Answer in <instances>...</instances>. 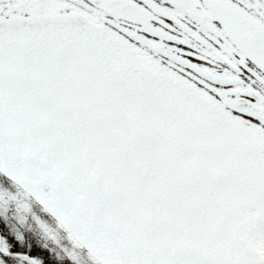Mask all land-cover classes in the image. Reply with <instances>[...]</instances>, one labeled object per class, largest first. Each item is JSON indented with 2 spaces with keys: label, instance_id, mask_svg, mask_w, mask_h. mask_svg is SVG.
I'll return each mask as SVG.
<instances>
[{
  "label": "snow or ice",
  "instance_id": "obj_1",
  "mask_svg": "<svg viewBox=\"0 0 264 264\" xmlns=\"http://www.w3.org/2000/svg\"><path fill=\"white\" fill-rule=\"evenodd\" d=\"M13 179L107 264H264V0H0ZM54 247L0 211V264Z\"/></svg>",
  "mask_w": 264,
  "mask_h": 264
},
{
  "label": "rangeland",
  "instance_id": "obj_2",
  "mask_svg": "<svg viewBox=\"0 0 264 264\" xmlns=\"http://www.w3.org/2000/svg\"><path fill=\"white\" fill-rule=\"evenodd\" d=\"M9 193V196L16 201L21 203L22 207L27 208L32 212V205L26 200H20V196L12 191ZM0 195L3 196L2 189L0 190ZM1 201V200H0ZM2 202V201H1ZM0 202V211L5 207L4 204ZM40 212V210L38 211ZM34 219L37 221V225L42 233V236L45 237V240L50 243H54L56 250H58L63 257L67 255L73 261V264H107V261L103 259L102 256L98 254V250L93 251L88 244L76 236L68 227L67 223L63 218L56 217V214L53 212L51 218H42V215L33 213ZM255 251L260 252L262 258H264V250L256 248L253 246ZM89 257L91 259H89Z\"/></svg>",
  "mask_w": 264,
  "mask_h": 264
},
{
  "label": "flooded vegetation",
  "instance_id": "obj_3",
  "mask_svg": "<svg viewBox=\"0 0 264 264\" xmlns=\"http://www.w3.org/2000/svg\"><path fill=\"white\" fill-rule=\"evenodd\" d=\"M12 185H14V187L5 186L3 183H0V190L2 189L3 191V196L0 195V200L2 202H0L1 204H4L6 206L13 207L14 215L16 216V218L20 220V222L27 230L32 232L31 224H34L36 227H41L36 224L37 221L33 217V213H39L38 211L40 210V205L37 202L36 198L33 196V194L27 192L25 187L22 184L16 182L15 179L12 180ZM6 190H8L10 193H12L13 191L14 193L18 194L20 196V200H26L31 203L32 212L27 208L22 207L21 203L14 201L11 196H9V193H7ZM48 219L52 220L51 217H48Z\"/></svg>",
  "mask_w": 264,
  "mask_h": 264
},
{
  "label": "trees",
  "instance_id": "obj_4",
  "mask_svg": "<svg viewBox=\"0 0 264 264\" xmlns=\"http://www.w3.org/2000/svg\"><path fill=\"white\" fill-rule=\"evenodd\" d=\"M34 234L35 236L37 237L38 241L45 244V246H47L50 242H47L45 240V237L42 236V234H40L38 231H34ZM53 251L57 252V255L61 257V259H63V256L62 255H59L61 254L58 250H56L55 248H53Z\"/></svg>",
  "mask_w": 264,
  "mask_h": 264
}]
</instances>
